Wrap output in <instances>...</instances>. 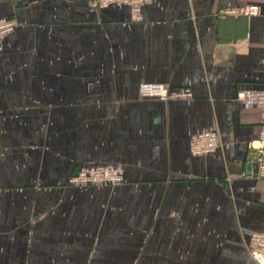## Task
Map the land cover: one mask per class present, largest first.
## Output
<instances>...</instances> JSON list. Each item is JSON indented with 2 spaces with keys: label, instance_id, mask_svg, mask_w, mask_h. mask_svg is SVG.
I'll return each mask as SVG.
<instances>
[{
  "label": "crops",
  "instance_id": "crops-1",
  "mask_svg": "<svg viewBox=\"0 0 264 264\" xmlns=\"http://www.w3.org/2000/svg\"><path fill=\"white\" fill-rule=\"evenodd\" d=\"M260 13L219 17L222 7ZM0 0L14 32L0 50V264H258L264 0ZM143 82L189 87L147 100ZM216 129L221 146L190 140ZM120 165L116 186H74L82 167Z\"/></svg>",
  "mask_w": 264,
  "mask_h": 264
},
{
  "label": "built area",
  "instance_id": "built-area-1",
  "mask_svg": "<svg viewBox=\"0 0 264 264\" xmlns=\"http://www.w3.org/2000/svg\"><path fill=\"white\" fill-rule=\"evenodd\" d=\"M153 0H89L93 8H107L111 5L128 6L131 9V17L134 22L144 20L143 7ZM260 13L257 4H246L236 7H222L218 10L219 17H252ZM18 23L11 18L0 19V50L2 39L16 29ZM141 98L147 100H189L194 97L189 87L172 88L160 82H143L140 84ZM237 101L245 106H257L261 110L262 123L258 138L249 143V147L257 153V176L264 178V90H242L237 93ZM221 146L220 133L216 129H210L193 136L190 140V151L196 156L214 154ZM125 181L124 168L120 165L92 164L82 167L69 179V184L74 186L110 185L116 186ZM1 191V188H0ZM251 257L258 263L264 264V230L255 232L250 243ZM89 264V263H81Z\"/></svg>",
  "mask_w": 264,
  "mask_h": 264
}]
</instances>
